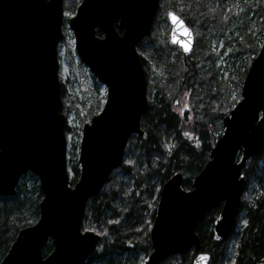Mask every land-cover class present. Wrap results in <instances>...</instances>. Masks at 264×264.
I'll list each match as a JSON object with an SVG mask.
<instances>
[{
  "label": "water",
  "instance_id": "water-1",
  "mask_svg": "<svg viewBox=\"0 0 264 264\" xmlns=\"http://www.w3.org/2000/svg\"><path fill=\"white\" fill-rule=\"evenodd\" d=\"M160 6L161 0H81L68 18L79 60L106 88L100 112L83 125L72 183L59 62L64 0H0V195H15L28 173L41 192L37 221L18 231L0 264H88L101 236L83 229L86 206L122 166L131 136L144 135L148 80L138 44L151 35ZM167 18L170 42L190 55L193 29L174 11ZM240 94L192 187H183L180 172L161 187L152 249L142 264L193 249V264H210L197 227L217 207L213 238L231 236L247 184L243 170L264 151V31Z\"/></svg>",
  "mask_w": 264,
  "mask_h": 264
},
{
  "label": "trees",
  "instance_id": "trees-1",
  "mask_svg": "<svg viewBox=\"0 0 264 264\" xmlns=\"http://www.w3.org/2000/svg\"><path fill=\"white\" fill-rule=\"evenodd\" d=\"M78 4L68 0L65 9L74 13ZM168 11L179 14L194 31L195 45L188 56L169 42ZM263 31L264 0H161L152 34L138 44L148 80L144 135L131 136L122 166L86 206L83 229L101 236L88 264H142L152 249L149 230L161 187L177 172L183 175V187H192L223 132V118L241 98ZM220 39L230 46L225 66L217 65L212 45ZM66 93L64 81L65 112L70 108ZM183 104L188 107L180 112ZM71 132L67 125V135ZM78 135L73 132L68 151L72 183L80 172L79 142L74 141ZM243 174L247 184L231 236L222 242L213 238L220 207L209 211L197 227L210 264L264 262V151L247 162ZM40 198L38 179L31 173L23 176L14 196L0 195V262L18 231L38 219ZM51 250L49 242L43 254ZM196 254L193 249L170 255L161 264H193Z\"/></svg>",
  "mask_w": 264,
  "mask_h": 264
},
{
  "label": "rangeland",
  "instance_id": "rangeland-1",
  "mask_svg": "<svg viewBox=\"0 0 264 264\" xmlns=\"http://www.w3.org/2000/svg\"><path fill=\"white\" fill-rule=\"evenodd\" d=\"M76 1L80 2V0ZM67 2L68 0H65V5ZM73 14L74 13L66 11V21L64 23L65 38L59 48L61 80L62 82L66 81V98L70 106L66 111L67 125L72 129V132L67 135L68 151L72 147L73 132H78L79 135L74 141L79 142L83 124L90 121L93 115L100 112L106 99V88L101 83L98 82L97 84L96 81L93 80L92 74L88 68L81 63L76 55L74 37L67 23V18ZM162 23L163 20H161L159 24L161 27L163 26ZM161 42H163V40H161ZM162 45L164 46L165 44L162 43ZM212 45L213 50L218 54L217 65L225 66L228 62L227 55L230 52L229 44H227L225 40L220 39L217 42H213ZM223 72H225V75L228 73L225 69ZM79 79H81V83ZM93 90L96 98H94ZM185 103L187 104V101ZM186 104H183V106L179 108L180 112L188 107H185ZM89 109L93 110L89 112ZM70 174L71 177H73L71 171ZM27 183L29 185L30 182L28 181Z\"/></svg>",
  "mask_w": 264,
  "mask_h": 264
},
{
  "label": "snow or ice",
  "instance_id": "snow-or-ice-1",
  "mask_svg": "<svg viewBox=\"0 0 264 264\" xmlns=\"http://www.w3.org/2000/svg\"><path fill=\"white\" fill-rule=\"evenodd\" d=\"M169 15H170V16H174L173 13H169ZM185 107H187V105H186ZM204 255H205V254L202 253V254H201V258H203Z\"/></svg>",
  "mask_w": 264,
  "mask_h": 264
}]
</instances>
